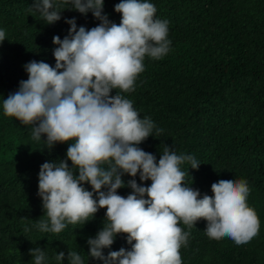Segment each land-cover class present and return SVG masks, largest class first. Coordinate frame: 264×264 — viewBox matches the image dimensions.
Listing matches in <instances>:
<instances>
[{"label":"trees","instance_id":"1","mask_svg":"<svg viewBox=\"0 0 264 264\" xmlns=\"http://www.w3.org/2000/svg\"><path fill=\"white\" fill-rule=\"evenodd\" d=\"M35 0H0V264H34L31 249L45 251L43 264H58L55 255L69 251L81 255L84 264H103L89 254V238L108 223L106 209L83 224H68L60 233L41 232L35 225L47 219L38 195V177L45 162L67 159L69 143L51 150L32 139L25 126L3 112V100L28 79L24 65L44 61L55 67L53 37L63 40L75 18L77 29L99 24L92 13L62 5L61 19L54 24L33 7ZM62 0H54L61 3ZM121 0H104L103 13L119 24L114 7ZM155 17L169 22L170 51L160 60L145 57V70L137 77L135 91L121 93L133 102L140 118L149 117L157 136L138 145L156 156L165 145L177 154L192 155L198 170L185 163L186 181L209 196L211 186L221 179H245L251 189L247 204L260 220L257 236L236 245L227 237L210 239L207 222L200 220L189 229L188 244L180 249L182 264H264V0H147ZM113 90L112 95H115ZM71 168V161H68ZM78 175V173H77ZM125 183L132 177L124 175ZM141 183L139 175L135 178ZM150 186L151 181L143 182ZM84 187L92 191L89 184ZM106 191V189H102ZM132 190L118 189L127 197ZM95 198V197H94ZM147 198V197H145ZM26 218V219H24ZM91 219V218H90ZM29 229L25 231V229ZM131 250L125 234H119L109 251ZM59 264H68L67 259Z\"/></svg>","mask_w":264,"mask_h":264},{"label":"clouds","instance_id":"2","mask_svg":"<svg viewBox=\"0 0 264 264\" xmlns=\"http://www.w3.org/2000/svg\"><path fill=\"white\" fill-rule=\"evenodd\" d=\"M67 4L81 15L91 12L99 24L77 29L75 18L66 20L68 35L63 40L53 37L55 67L44 61L27 63L28 79L3 100L4 115L31 126L35 141L45 136L49 150L69 143L66 160L45 162L40 168L38 195L47 219L35 226L60 233L68 224L85 225L106 209L108 223L87 241L88 255L103 264H182L180 249L187 246L190 232L178 226L181 221L191 229L204 220L210 239L227 237L236 245L247 244L260 230L258 215L247 204V180L221 179L212 184L213 195L201 197L191 187L193 178L190 184L186 181L189 171L181 168L188 163L199 169L192 155L177 154L165 145L157 162L155 155L138 147L154 129L157 136L163 129L149 117L140 118L121 93L135 91L146 56L160 60L168 54L169 22L156 18L157 9L147 0L117 3L119 24L103 13L104 0H35L33 7L47 24H54ZM4 40L5 31L0 30V43ZM124 175L132 179L125 183ZM125 187L132 190L127 197L118 194ZM119 234L126 235L131 250L121 248L105 256L103 250L110 249ZM29 255L34 264L46 259L39 247ZM65 259L84 264L75 251L67 257L63 251L55 255L58 264Z\"/></svg>","mask_w":264,"mask_h":264}]
</instances>
